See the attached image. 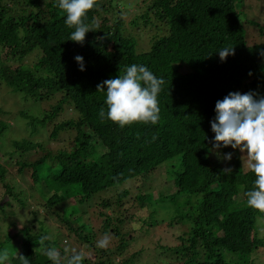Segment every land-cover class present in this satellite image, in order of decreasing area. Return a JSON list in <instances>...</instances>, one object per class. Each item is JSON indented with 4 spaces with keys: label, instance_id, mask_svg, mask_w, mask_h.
Listing matches in <instances>:
<instances>
[{
    "label": "trees",
    "instance_id": "1",
    "mask_svg": "<svg viewBox=\"0 0 264 264\" xmlns=\"http://www.w3.org/2000/svg\"><path fill=\"white\" fill-rule=\"evenodd\" d=\"M242 2L133 0L129 19L110 22L105 15L113 10V0H96L85 19L91 31L80 44L68 40L74 27L65 24L67 14L57 6L58 0H0V85L34 101L53 100L43 116L29 119L28 124L58 118L71 104L67 112L75 113L66 112L47 136L53 141L61 131L72 130L71 151L54 145L41 157L39 152L31 155L43 147L31 135L11 142L17 160L8 162L0 154L4 189L0 207L8 204V198L19 200L23 192L6 182L8 169L16 166L38 207L32 218L44 228L0 234V248L9 252L7 264H22L21 256L30 264H51L41 237L56 231L73 236L86 250L83 264H129L113 260L126 242L120 226L126 219L164 232L152 218L165 203L176 209L170 219L190 221L182 224L186 232L173 238L176 241L156 247L159 255L169 258L165 264H262L243 260L264 252V238L257 233L264 212L246 203L255 174L243 169L239 148L218 149L219 157L211 150L216 101L236 91L264 95V42L249 41L251 28L246 27H256L254 22H243L238 5ZM133 31L145 32L146 47L141 46L144 39L137 43ZM138 46L148 49L137 52ZM226 47L234 48V54L221 61L217 52ZM77 55L83 56L85 71L79 70ZM132 64L147 66L165 81L158 94L156 124L120 127L99 115L101 108L107 112V105L106 91L97 85L123 76ZM4 66L12 67L8 75ZM5 127L0 123V138ZM226 153L232 154L230 161L222 159ZM46 159L49 166L44 165ZM229 168L231 173L225 174ZM158 175L162 183L157 182ZM168 182L171 189L158 193L152 189L153 184ZM92 197L99 198L96 219L103 220L98 228L86 212L77 218L72 206V199L81 205ZM49 216L57 227L44 226ZM105 234L114 235L109 237L115 245L97 248L95 242ZM62 243L49 238L45 245L60 250L65 257L61 264H67ZM231 256L242 262H230Z\"/></svg>",
    "mask_w": 264,
    "mask_h": 264
},
{
    "label": "rangeland",
    "instance_id": "2",
    "mask_svg": "<svg viewBox=\"0 0 264 264\" xmlns=\"http://www.w3.org/2000/svg\"><path fill=\"white\" fill-rule=\"evenodd\" d=\"M134 5L135 3H133V0H113V10L109 14L107 13L105 16L111 18L110 22H113V19H120L119 17L123 18V20L125 19V17L129 19V15L133 13ZM238 5L243 14V22H254L256 27H251L252 25H248V27H246V30L251 28L248 33L250 35L249 41L251 40V43L264 42V0H243V2L241 4L239 3ZM102 16L104 15L102 14ZM257 29L259 31L261 30L262 34H260ZM133 34L135 35L137 43L144 39L141 43V46H147L146 39L148 38H146L145 32L133 31ZM147 49H142L140 46H138L136 51L143 52ZM4 69L6 71V74L8 75L11 72L12 67L4 66ZM52 104V99L34 101L32 100V98L26 97L20 92L12 91L6 85H0V123L6 126L4 133L0 138V154L3 155L4 160H8V162L13 161L14 159L17 160L18 157H15V153L11 148V142L14 139L30 137L31 135L33 136V138L38 139L40 143L43 144V147L36 149V151H33L31 155L34 152H39V157H41L43 155V151H46V149L48 151L52 150L54 145L60 146V148L65 151H71L73 149V146L69 147L70 144H73V141L71 139L73 131H70V129L61 131L59 136L53 141L47 140V136H49L52 125L57 124L61 119L65 117V113L67 112V110L73 107L72 104L70 105L71 107H64V111L59 114L58 118L45 122H37L34 125L28 124L27 122L31 118L37 119L43 116L46 110H48L52 106ZM67 113L72 116L75 115L74 111H68ZM44 130L46 131L45 133L43 132ZM33 132H35L34 135L32 134ZM238 153L240 155V163H242L243 169L248 170V161L246 157L247 153L241 152L240 150L238 151ZM44 165L49 166L50 159H46L44 161ZM16 168V166H11L8 169L9 175L7 176L6 182L16 184L14 185V190L17 192L21 190L23 192L19 195V200L16 201L13 198H8V204L0 207V234L2 236L11 234L14 235L24 227H30L32 231L38 230L39 227L43 228V225H40V222L38 224V222L34 218H32L31 214L35 213V211H38V207L36 206L35 202L30 199V195L26 192L28 188L25 182H23L24 176L17 175L15 171ZM12 177L14 179L10 180V178ZM157 180V182L162 183L159 175L157 177ZM172 187L173 184L168 182L164 183V185L153 184L152 189L156 193H158L159 190H168ZM3 194L4 189L0 185V201L3 200ZM104 196L109 197L111 196V193H106ZM98 199L97 197H92V199L87 200V202L81 205H78L75 199H72L73 203L75 202V204H73L72 206L76 210L77 218L82 216L83 212H86L87 215L89 214V216L91 217V221H93V225L96 228H98L102 224L103 220L102 218H100V220L96 219L98 217L97 215L101 211L95 206L98 203ZM163 199L166 200V198ZM2 203H4V201ZM152 208H154V206H152ZM164 208L165 209L162 210V212H158L157 210L152 218V221L164 228V232L154 231L151 230V228L148 230L147 227L142 228L135 221L126 222L125 219L124 225L120 226V229L125 233L124 239H126V242L125 244H123V246L119 245L120 247H123V251L120 253V255L116 257L113 256V260H128L129 264H165L168 262L169 258H163L161 255H159L157 253L158 251H156V247L159 246L161 248L166 242L170 244L171 241H176L173 240V238H177L178 236L183 234V232H186V226L182 224L184 222L190 221L184 220L182 222L180 220H177V218L175 219V217L173 219H170L172 215L176 213V209L173 204L169 205L165 203ZM108 212L109 210H107L106 213ZM35 216L39 217L37 214H35ZM79 222L83 223V220H80ZM116 224V221H114L113 224L111 223L110 225L114 227L116 226ZM165 224L166 228L164 226ZM169 224H172V228ZM44 226L53 229L58 226V223L53 221L52 217L49 216V218L44 221ZM88 229L89 227H87L86 231H88ZM109 231H111V229H109ZM257 233L260 237L264 238V218H260ZM109 236L113 237L114 235L109 234ZM48 237L57 241L58 243L64 241V243H62L64 245L61 244L63 246L62 249L67 248L71 250L75 248L77 251H83L84 253L86 252L85 249L83 250L82 246H79L78 241H75L74 237L67 235L66 232H52ZM100 238L102 237L100 236ZM113 239L110 238V241L115 242V239ZM118 244L119 242L117 240V245ZM114 245L115 243H110L109 246ZM235 257H237L238 259H235ZM229 259V261L232 263L242 262V258L238 256H231ZM244 259L254 260L256 263L264 264V252H259V254L253 252L250 256L244 257L243 260Z\"/></svg>",
    "mask_w": 264,
    "mask_h": 264
},
{
    "label": "clouds",
    "instance_id": "3",
    "mask_svg": "<svg viewBox=\"0 0 264 264\" xmlns=\"http://www.w3.org/2000/svg\"><path fill=\"white\" fill-rule=\"evenodd\" d=\"M57 6L66 12L65 24L74 27L69 39L83 44L86 34L91 31L85 23L87 13L96 6V0H58ZM221 61L234 54V48H223L217 52ZM75 61L80 71H85L83 56L77 55ZM165 83L145 65L132 64L126 67L125 74L108 79L97 85L99 91H106L105 104L107 112L101 108L99 115L117 123L120 127L134 122L156 124L159 120L158 94ZM106 89V90H105ZM215 117L210 122L212 152L219 157L218 149L231 147L246 152L248 168L255 174L254 187L246 192L247 206L264 212V95L249 91L247 93L229 92L223 99L215 103ZM222 159L230 161L231 153ZM225 174L231 169H224ZM48 236L41 237V245L45 246V254L51 264H61L60 250L55 246H47ZM96 247L106 249L110 244L108 234L96 242ZM67 264H83L85 253L75 248L64 249ZM70 253V254H69ZM22 257V264L30 261ZM9 252L0 248V264H7Z\"/></svg>",
    "mask_w": 264,
    "mask_h": 264
}]
</instances>
